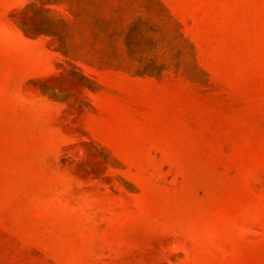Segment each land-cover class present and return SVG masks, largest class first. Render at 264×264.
<instances>
[{
    "label": "rangeland",
    "instance_id": "1",
    "mask_svg": "<svg viewBox=\"0 0 264 264\" xmlns=\"http://www.w3.org/2000/svg\"><path fill=\"white\" fill-rule=\"evenodd\" d=\"M0 264H264V0H0Z\"/></svg>",
    "mask_w": 264,
    "mask_h": 264
}]
</instances>
